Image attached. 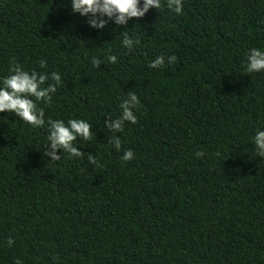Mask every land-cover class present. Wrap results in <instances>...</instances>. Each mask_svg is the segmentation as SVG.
Listing matches in <instances>:
<instances>
[{
	"label": "trees",
	"instance_id": "16d2710c",
	"mask_svg": "<svg viewBox=\"0 0 264 264\" xmlns=\"http://www.w3.org/2000/svg\"><path fill=\"white\" fill-rule=\"evenodd\" d=\"M122 31L139 39L131 51ZM251 48L264 50V0H183L182 15L149 9L102 30L70 0H0V76L13 63L59 73L37 108L93 134L74 142L83 156L52 163L47 124L0 113V264H264V158L251 140L264 73L244 71ZM158 55L164 67L149 68ZM129 91L137 122L116 133V151L104 120Z\"/></svg>",
	"mask_w": 264,
	"mask_h": 264
},
{
	"label": "clouds",
	"instance_id": "9594fccd",
	"mask_svg": "<svg viewBox=\"0 0 264 264\" xmlns=\"http://www.w3.org/2000/svg\"><path fill=\"white\" fill-rule=\"evenodd\" d=\"M162 8L170 10L175 15H182L183 0H70L71 12L86 18L88 27L95 30L104 29L109 22L115 26H123L133 18H143L149 9L157 11ZM121 33L123 35L120 46L123 49L131 51L139 44V39L129 36L126 31ZM106 60L109 64H115L117 56L109 54ZM166 60L169 65L174 64L176 56L168 55ZM90 63L93 68H97L102 64V61L97 57H92ZM164 65L165 56L158 55L149 63L148 67L159 69ZM40 67H45L43 62ZM244 71L246 73H264V50L259 48L248 50ZM61 83V75L57 72L27 71L15 63L9 68L7 75L0 76V113L12 114L34 129L47 124V142L42 146L47 149L44 156L48 158V162L52 163L61 160L62 152L69 159L80 158L83 154L74 142L78 139L87 142L93 138L91 125L87 120L68 119L65 122L60 119H47L46 121L44 109L37 108V102L42 101L45 105L49 103L52 94L56 92ZM139 104L137 94L129 91L119 103V115L115 118H105L104 127L112 133L109 143L114 150L119 151L121 148V141L116 133L123 131L126 122L129 124L137 122L135 110ZM251 140L255 155L264 158V128L256 130ZM57 150L60 155L57 154ZM204 155L202 151L195 153L198 158H202ZM133 156L131 149H125L120 160L127 162L133 159ZM87 159L89 164L98 163L93 155H88ZM6 243L10 247L13 240L9 238ZM14 264H21V261L17 259Z\"/></svg>",
	"mask_w": 264,
	"mask_h": 264
}]
</instances>
